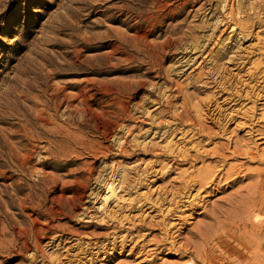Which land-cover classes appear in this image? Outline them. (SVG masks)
<instances>
[{
    "label": "rangeland",
    "instance_id": "1",
    "mask_svg": "<svg viewBox=\"0 0 264 264\" xmlns=\"http://www.w3.org/2000/svg\"><path fill=\"white\" fill-rule=\"evenodd\" d=\"M263 176L264 0H0V264H264Z\"/></svg>",
    "mask_w": 264,
    "mask_h": 264
},
{
    "label": "bare ground",
    "instance_id": "2",
    "mask_svg": "<svg viewBox=\"0 0 264 264\" xmlns=\"http://www.w3.org/2000/svg\"><path fill=\"white\" fill-rule=\"evenodd\" d=\"M137 35H138V34H137ZM144 36H146V35H144ZM123 45H124V44H123ZM115 48H116V47H115ZM85 91H86V90H85ZM82 92H83V91H82ZM81 94H82V93H81ZM84 94H85V93H84ZM84 96H85V95H84ZM263 177H264V176H263ZM261 180H262V179H261ZM260 182H261V181H260ZM262 182H263V181H262ZM263 183H264V182H263ZM262 187L264 188V186H262ZM262 187H260V188H262ZM263 188H262V189H263ZM258 190L260 191V189H258ZM261 192H262V191H261ZM263 193H264V192H263ZM258 199H261V198H258ZM257 201H258V200H257ZM257 201H256V203H257ZM259 201H260V200H259ZM259 201H258V202H259ZM254 204H255V203H254ZM257 204H258V203H257ZM249 213H250V212H249Z\"/></svg>",
    "mask_w": 264,
    "mask_h": 264
}]
</instances>
